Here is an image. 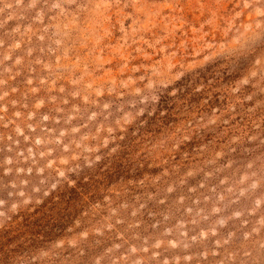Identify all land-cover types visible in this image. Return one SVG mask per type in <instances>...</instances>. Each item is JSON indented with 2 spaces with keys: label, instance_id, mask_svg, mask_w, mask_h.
<instances>
[{
  "label": "rangeland",
  "instance_id": "374dc122",
  "mask_svg": "<svg viewBox=\"0 0 264 264\" xmlns=\"http://www.w3.org/2000/svg\"><path fill=\"white\" fill-rule=\"evenodd\" d=\"M0 264H264V0H0Z\"/></svg>",
  "mask_w": 264,
  "mask_h": 264
}]
</instances>
